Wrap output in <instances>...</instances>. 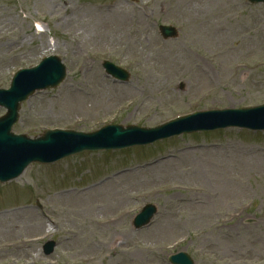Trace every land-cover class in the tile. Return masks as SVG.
<instances>
[{
    "label": "rangeland",
    "instance_id": "obj_1",
    "mask_svg": "<svg viewBox=\"0 0 264 264\" xmlns=\"http://www.w3.org/2000/svg\"><path fill=\"white\" fill-rule=\"evenodd\" d=\"M160 25L177 27V36L164 39ZM49 55L62 59L67 75L22 104L14 133L155 127L194 110L255 106L264 103V4L0 0V88ZM106 60L129 80L108 75ZM235 63L247 68L233 72ZM200 67L215 85L203 74L201 82ZM115 86L127 92L119 98ZM146 204L157 213L137 229ZM125 207L132 214L119 226L97 224ZM37 234L25 251L3 246ZM181 251L195 264H264V131L228 128L83 152L33 163L0 183V264H171Z\"/></svg>",
    "mask_w": 264,
    "mask_h": 264
},
{
    "label": "water",
    "instance_id": "obj_2",
    "mask_svg": "<svg viewBox=\"0 0 264 264\" xmlns=\"http://www.w3.org/2000/svg\"><path fill=\"white\" fill-rule=\"evenodd\" d=\"M251 1L264 2V0ZM161 30L165 37L176 36L175 29L171 27H161ZM104 67L110 74L121 80H126L129 78V74L125 70L115 66L110 62H105ZM64 77V65L61 64L58 58L50 57L35 69L21 71L20 75H18L13 82L11 90H0V104L7 106L9 109L8 114L0 121V141L14 140L10 136L11 134L9 130L11 129L12 124L17 121L20 102L26 99L27 96L32 93L34 88L40 86L39 84L42 83L44 87L54 86L61 82ZM231 114H234V116H231ZM192 124L199 127L196 129H214L229 125H239L250 128L252 127L253 129H262L264 128V106L255 110H237L232 111V113H214L210 117H199L194 120ZM120 128L122 129V127ZM117 130L120 129L117 128ZM135 131V128H129L126 133H133ZM176 132L178 131L173 129V124H169L149 132H144L143 134H146V137H143L142 140L133 141V139H137V137L133 139L131 137H127L124 140L125 143L122 144L117 142L118 139L101 138L105 136L104 133L88 135L74 133L73 136L54 143V135L59 133V131H49L45 135L44 139L46 140L41 141L42 145L49 144L44 146L47 148L50 146V143H52L54 145H52L50 148L55 147V145L61 146L65 148L64 151L50 158H40L37 151L34 150V146H36V144L33 141H28L30 149H32L30 154L18 153L12 148L0 147V179L8 180L17 176L23 170L25 165H27L33 159L40 161L55 160L64 156L78 153L85 149H100L105 147L118 148L124 145H132L134 143H145L161 137L169 136ZM154 211L155 208L153 206H148L143 211V213L138 216L135 221V225L137 227L146 225L150 221ZM171 261L174 264H195L194 261L184 252L172 256Z\"/></svg>",
    "mask_w": 264,
    "mask_h": 264
},
{
    "label": "bare ground",
    "instance_id": "obj_3",
    "mask_svg": "<svg viewBox=\"0 0 264 264\" xmlns=\"http://www.w3.org/2000/svg\"><path fill=\"white\" fill-rule=\"evenodd\" d=\"M201 68V73L197 74L198 75V78L200 77L201 78V82H203L204 80V76H206V79H208L207 81L211 84V85H215V82L216 81H213V79L211 78V76L209 75V68L207 67H200ZM244 68H247L246 66L242 65V64H239V63H235L233 65V69L232 71L233 72H240V71H243L242 69ZM190 84H188L189 86ZM115 88L117 89V91L120 93V95L118 96L119 98H121L124 93L127 92L126 89H123V88H119V87H116ZM66 89L68 90H71V86L70 85H66ZM76 97H81L79 95H76ZM79 123L81 122L80 120L78 121ZM102 184H98L96 186H93V188H98L99 186H101ZM100 190V189H99ZM197 190V189H195ZM199 190V189H198ZM83 193H80V194H76V198L77 197H80V195H82ZM67 200L69 201L70 198H74L71 194H69L67 197ZM131 216V210L128 208V207H125V208H119L118 210L116 211H111L109 210L107 214H103L102 216H100L99 218V221L97 222V224H100V225H105L107 228L110 227V226H119L121 223H123L126 219H128L129 217ZM45 224V222H39L38 223V226L40 227H43ZM39 227V228H40ZM43 234V233H42ZM42 234H37V235H34L30 238H21L20 241H14V240H10L9 242L8 241H5V243H3V246L5 249H14L18 246L19 249H26V245L28 243H30L32 240L31 238H34L33 241L30 243V244H34L35 241H39L40 240V237L38 238V236L42 235ZM29 245V244H28ZM27 245V246H28ZM3 250V249H2Z\"/></svg>",
    "mask_w": 264,
    "mask_h": 264
}]
</instances>
